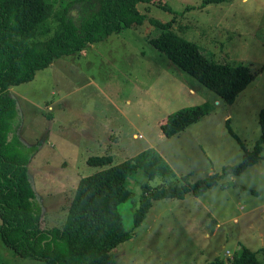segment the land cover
Returning <instances> with one entry per match:
<instances>
[{
    "label": "rangeland",
    "instance_id": "obj_1",
    "mask_svg": "<svg viewBox=\"0 0 264 264\" xmlns=\"http://www.w3.org/2000/svg\"><path fill=\"white\" fill-rule=\"evenodd\" d=\"M63 1L71 0H47L51 12ZM202 1L162 0L168 10L140 3L144 23L57 58L30 82L10 88L18 103L20 141L38 146L28 175L44 228L63 224L81 177L99 169L86 163L89 157L109 155L116 165L152 149L172 171L165 181L147 180L141 170L128 177L132 194L118 209L132 236L112 251L113 264H204L217 257L232 264L230 258L243 247L257 252L264 264V159L200 196L189 192L182 199L152 200L133 227L144 182L189 185L218 174L221 167L236 165L243 149L252 151L261 135L264 0L201 7ZM149 20L171 21V30L211 60L247 65L254 78L231 103L223 102L149 43L161 31ZM203 103L212 105L204 117L172 136L162 133L167 116ZM0 264L44 263L16 255L0 235Z\"/></svg>",
    "mask_w": 264,
    "mask_h": 264
},
{
    "label": "trees",
    "instance_id": "obj_2",
    "mask_svg": "<svg viewBox=\"0 0 264 264\" xmlns=\"http://www.w3.org/2000/svg\"><path fill=\"white\" fill-rule=\"evenodd\" d=\"M228 1L233 0H203L201 7ZM140 3L168 10L162 0H71L63 1L54 12L47 0H0V235L4 244L22 258L44 264H113L112 251L132 236L118 209L132 194L128 177L138 170L147 180L161 177L165 181L172 175L169 166L152 149L116 165H112L109 155L89 157L86 163L99 169L81 177L63 224L44 228L41 204L28 175V164L38 146L26 147L18 136V109L10 88L30 82L36 71L47 68L57 58L78 54L111 33L144 23L146 17L137 8ZM149 22L161 28L158 36L149 38V43L223 102L231 103L254 78L247 65L211 60L196 43L171 30V21ZM50 32L47 39L38 42V37ZM211 109L210 103L182 108L167 116L160 129L165 136H172ZM259 123L261 135L254 149H243L236 165L223 166L218 174L189 185L161 183L150 187L144 182L133 212V227L140 224L152 200L182 199L189 192L200 196L214 189L220 179L239 176L264 159V109ZM227 130L242 148L228 126ZM230 261L263 264L257 252L247 247ZM204 264L224 261L217 257Z\"/></svg>",
    "mask_w": 264,
    "mask_h": 264
},
{
    "label": "crops",
    "instance_id": "obj_3",
    "mask_svg": "<svg viewBox=\"0 0 264 264\" xmlns=\"http://www.w3.org/2000/svg\"><path fill=\"white\" fill-rule=\"evenodd\" d=\"M189 92H191V93H193L194 92V90L192 89V88H190L189 89ZM11 93V92H10ZM13 97V96H12ZM14 98V97H13ZM14 100H16L15 98H14ZM16 105H17V109H18V103H17V100H16ZM50 107V106H49ZM19 131V130H18ZM133 136L134 137H136L137 136V133H133ZM21 142V141H20ZM22 143V142H21ZM23 144V143H22ZM24 145V144H23Z\"/></svg>",
    "mask_w": 264,
    "mask_h": 264
}]
</instances>
